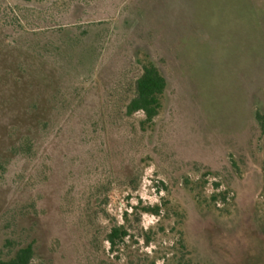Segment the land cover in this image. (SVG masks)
<instances>
[{
    "label": "rangeland",
    "instance_id": "rangeland-1",
    "mask_svg": "<svg viewBox=\"0 0 264 264\" xmlns=\"http://www.w3.org/2000/svg\"><path fill=\"white\" fill-rule=\"evenodd\" d=\"M65 3L0 0L2 254L35 241L45 264H264V0ZM29 7L43 29L20 24ZM144 54L165 103L147 133L142 114L130 120L127 142L102 105ZM123 154L138 190L114 186L97 228L164 207L131 217L128 249L112 253L90 244L84 208L95 184L123 178Z\"/></svg>",
    "mask_w": 264,
    "mask_h": 264
},
{
    "label": "trees",
    "instance_id": "trees-1",
    "mask_svg": "<svg viewBox=\"0 0 264 264\" xmlns=\"http://www.w3.org/2000/svg\"><path fill=\"white\" fill-rule=\"evenodd\" d=\"M23 1L43 6L44 4L56 3L57 0ZM86 2L87 0H69V3H65V10ZM19 12L20 15L17 18L21 21L20 24H27V26L31 27L29 30L32 32L43 29L34 23L36 20H40V16L43 13L41 8L29 7L25 10V13L22 9ZM51 23L53 24L54 22ZM51 27L48 24L45 29L49 30ZM167 87V79L154 61L145 54L142 57L138 55L135 63H131L129 68L124 69L118 80L109 89V93L102 105L104 112L101 116V121L103 124H110L118 130L123 129L125 140L131 142L133 139H131L130 135L133 129L129 125L130 120L135 115L142 114L144 118L139 123L140 131L147 133L151 130L164 108ZM255 119L264 134V114L256 111ZM125 159L126 157L123 154V165L121 167L123 178H114L113 180L108 178L104 182L95 184L92 188V194L87 198L85 203V226L89 229L87 237L90 239V244L95 246L97 250L107 243L112 253L118 251L122 245L123 252H126L128 249L127 243L131 238L128 226L130 218L143 214L161 217L163 213L164 205L162 204L144 206L140 202L139 205L131 207V212L128 210L123 212V224L119 225L115 223L105 231L99 229L100 227L97 228V226H100L97 220L103 216H109L106 208L109 204V193L114 190V186L123 188V192L138 190L137 169L131 166L130 163L127 164ZM216 186L218 187L219 184ZM220 199L225 203L227 201V194L219 193L212 196L214 204L220 201ZM29 208L33 211L37 209L34 203L30 204ZM14 245L15 248H13ZM8 250L7 254H2V251H0V264H45L44 262L37 261L35 241L25 244L22 241L13 242L12 248ZM127 264L133 263L129 261Z\"/></svg>",
    "mask_w": 264,
    "mask_h": 264
}]
</instances>
